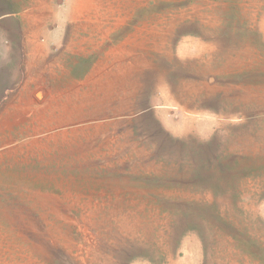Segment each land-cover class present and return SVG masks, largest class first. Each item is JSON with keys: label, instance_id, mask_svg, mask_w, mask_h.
Wrapping results in <instances>:
<instances>
[{"label": "rangeland", "instance_id": "1", "mask_svg": "<svg viewBox=\"0 0 264 264\" xmlns=\"http://www.w3.org/2000/svg\"><path fill=\"white\" fill-rule=\"evenodd\" d=\"M48 2L94 42L1 103L0 264H264V0Z\"/></svg>", "mask_w": 264, "mask_h": 264}, {"label": "crops", "instance_id": "2", "mask_svg": "<svg viewBox=\"0 0 264 264\" xmlns=\"http://www.w3.org/2000/svg\"><path fill=\"white\" fill-rule=\"evenodd\" d=\"M75 10L57 14L48 0H0V116L15 107L13 101L34 99L27 92L39 86L49 51L61 45L71 51L72 46L93 41L88 30L78 35L87 25L79 26L85 14L77 5ZM8 100L12 102L1 104Z\"/></svg>", "mask_w": 264, "mask_h": 264}]
</instances>
